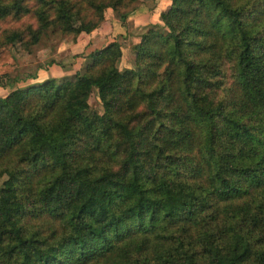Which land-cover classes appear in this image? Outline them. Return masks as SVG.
<instances>
[{
	"label": "trees",
	"instance_id": "trees-1",
	"mask_svg": "<svg viewBox=\"0 0 264 264\" xmlns=\"http://www.w3.org/2000/svg\"><path fill=\"white\" fill-rule=\"evenodd\" d=\"M136 1L0 0V84L15 46ZM160 21L129 68L112 41L0 98V264H264V0H171Z\"/></svg>",
	"mask_w": 264,
	"mask_h": 264
},
{
	"label": "crops",
	"instance_id": "crops-1",
	"mask_svg": "<svg viewBox=\"0 0 264 264\" xmlns=\"http://www.w3.org/2000/svg\"><path fill=\"white\" fill-rule=\"evenodd\" d=\"M170 4L171 0H139L136 5L118 16L113 9L107 8L103 13L104 20L97 28L89 33H80L76 39L60 41L52 53L55 60L39 65L35 70H22L18 68L17 59V66L10 72L6 85L0 84V98L16 88L40 83L49 78L73 77L83 71L90 53L112 41L121 45L120 62L125 59L129 63L126 68L131 67L132 46L140 41V35L146 28L161 24L160 13Z\"/></svg>",
	"mask_w": 264,
	"mask_h": 264
},
{
	"label": "rangeland",
	"instance_id": "rangeland-1",
	"mask_svg": "<svg viewBox=\"0 0 264 264\" xmlns=\"http://www.w3.org/2000/svg\"><path fill=\"white\" fill-rule=\"evenodd\" d=\"M138 1L139 0H137L133 4H130L126 7L121 8L120 10H117V11L114 10L115 14L117 16L120 15L121 13L125 12L127 9H130L131 7L136 5L138 3ZM106 9H104V11ZM0 23H1V25H0L1 28L12 26L11 25L12 22L10 20L3 21ZM65 39H72V36L71 35H63L60 32H57V31L54 32L51 29H48L44 33V35L42 36L41 40L37 44H35L33 47H31L30 52H26L25 49L20 45L15 46L13 48V52L16 54V58L19 61L18 62L19 67L18 68H20L22 70H23V68H26V70H28V69L35 70L37 66L43 65L49 61L55 60L52 56V53L55 51V47H57V44L60 41L65 40ZM27 58H29V59H27ZM124 60L125 59H123V61H121V62L119 60L118 67L120 69L126 68V66L129 64V63L127 64V62H125ZM26 63H29V64H27V66L25 67ZM62 78H64V77H62ZM88 104L90 106V109H92L93 111H96L99 114H101L103 112L101 102L95 93H92L89 96ZM3 179L4 178H0V187H1Z\"/></svg>",
	"mask_w": 264,
	"mask_h": 264
}]
</instances>
